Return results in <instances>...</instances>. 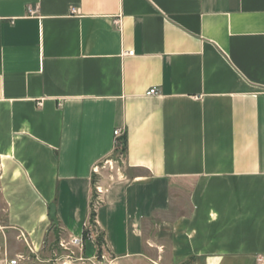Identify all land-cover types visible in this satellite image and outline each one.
<instances>
[{"label":"crops","instance_id":"crops-1","mask_svg":"<svg viewBox=\"0 0 264 264\" xmlns=\"http://www.w3.org/2000/svg\"><path fill=\"white\" fill-rule=\"evenodd\" d=\"M122 139L114 260L264 264V0H0V264L80 236Z\"/></svg>","mask_w":264,"mask_h":264},{"label":"rangeland","instance_id":"rangeland-1","mask_svg":"<svg viewBox=\"0 0 264 264\" xmlns=\"http://www.w3.org/2000/svg\"><path fill=\"white\" fill-rule=\"evenodd\" d=\"M121 154V152L114 154L112 157L100 161L95 166L97 173L94 174L93 194L91 197L95 202V209H98L99 207V202L97 200L99 197L102 198V195L104 194V188L97 186V183L100 181L102 182V180L104 181L105 178H109L113 175L116 176L118 174L120 169L118 170L117 168L122 167ZM96 188L102 190L101 195L97 193ZM92 233L95 236V241L93 242L95 250L92 253L91 251L88 252V255L92 254V257L88 258L87 253L85 252V245L82 249L72 246L70 244V239L64 240L65 238L61 236L57 226L53 224L48 240L49 242L47 243L48 248L46 250V255L44 256L45 260L42 261L44 264H154L150 259L142 257L114 260L111 254L106 250L104 243L100 249L97 248L96 239L98 236H101L103 239V235L97 226L95 229L94 227L92 228Z\"/></svg>","mask_w":264,"mask_h":264},{"label":"built area","instance_id":"built-area-1","mask_svg":"<svg viewBox=\"0 0 264 264\" xmlns=\"http://www.w3.org/2000/svg\"><path fill=\"white\" fill-rule=\"evenodd\" d=\"M71 11H72V13H76L75 9H72ZM28 13L30 15H34L36 13V10L29 8ZM132 54H133L132 51L126 52V55H128V56H132ZM156 93H157V90L155 88H152V89L148 90L146 95L151 96V95H155ZM120 135H121L120 130H116L114 132L115 138H119ZM92 172H93V174L97 173L95 167L93 168ZM96 191L99 195L102 194V190L100 188H96ZM97 201L99 202L98 204L100 205L102 203V198L99 197V199ZM90 210H91V213L94 214L92 221H91V219H89V221L86 224H84L80 236L70 238V244L72 246L79 247L80 249H82L84 247L86 241H91V242L95 241V236L92 233V228L94 227V229H95V227L97 226V220H96V214H95L97 209H95V202L92 200V198H91V202H90ZM31 254L33 255L32 251H31ZM5 264H44V262L42 260L38 259L36 256L30 257L29 255L19 254V255H16L14 258L6 259Z\"/></svg>","mask_w":264,"mask_h":264},{"label":"trees","instance_id":"trees-1","mask_svg":"<svg viewBox=\"0 0 264 264\" xmlns=\"http://www.w3.org/2000/svg\"><path fill=\"white\" fill-rule=\"evenodd\" d=\"M120 144H121L120 152L122 154H124V152H125V146H126V140L125 139H122V141L120 142ZM93 217H94V214L91 213V218H90L91 221H92ZM103 243H104V241H103L102 237L101 236H98V238L96 239L97 248L100 249L101 246L103 245Z\"/></svg>","mask_w":264,"mask_h":264}]
</instances>
